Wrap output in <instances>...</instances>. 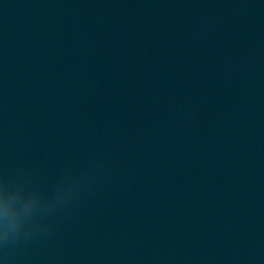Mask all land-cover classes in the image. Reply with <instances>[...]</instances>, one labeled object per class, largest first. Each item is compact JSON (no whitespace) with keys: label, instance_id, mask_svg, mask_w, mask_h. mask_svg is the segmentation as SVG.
Returning <instances> with one entry per match:
<instances>
[{"label":"water","instance_id":"obj_1","mask_svg":"<svg viewBox=\"0 0 264 264\" xmlns=\"http://www.w3.org/2000/svg\"><path fill=\"white\" fill-rule=\"evenodd\" d=\"M2 185L41 207L0 264H264V87L0 29Z\"/></svg>","mask_w":264,"mask_h":264},{"label":"clouds","instance_id":"obj_2","mask_svg":"<svg viewBox=\"0 0 264 264\" xmlns=\"http://www.w3.org/2000/svg\"><path fill=\"white\" fill-rule=\"evenodd\" d=\"M22 197V190L14 192ZM41 201L37 194L29 195L26 199H9L7 186L0 188V241L18 235L30 218L39 211Z\"/></svg>","mask_w":264,"mask_h":264}]
</instances>
